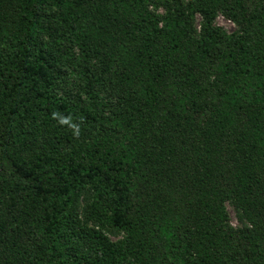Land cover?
Segmentation results:
<instances>
[{
    "label": "trees",
    "instance_id": "1",
    "mask_svg": "<svg viewBox=\"0 0 264 264\" xmlns=\"http://www.w3.org/2000/svg\"><path fill=\"white\" fill-rule=\"evenodd\" d=\"M127 262L264 264V0H0V264Z\"/></svg>",
    "mask_w": 264,
    "mask_h": 264
},
{
    "label": "rangeland",
    "instance_id": "2",
    "mask_svg": "<svg viewBox=\"0 0 264 264\" xmlns=\"http://www.w3.org/2000/svg\"><path fill=\"white\" fill-rule=\"evenodd\" d=\"M166 1L170 6L176 5V4H181L182 6H184L188 0H166ZM150 7L158 13L164 12V7L161 1H159L157 5H154V6L151 5ZM40 9L45 15L49 17V19L53 20L54 24L59 23L54 18V14L56 13L55 8L45 5V6H42ZM191 20H192V26H193V33L197 34L200 29V23H201L200 16L197 14L193 15L191 16ZM214 25L220 26L227 33H232V34L239 33L235 25L221 14H219L215 18ZM90 67L92 68V70L97 72V62L96 61H91ZM98 90L102 95H104L105 97H108V90L105 87H100L98 88ZM56 92L57 94L65 95V92H66L65 86L62 83H59L56 89ZM91 201H92V190L89 188H86L81 194L79 200L77 201L75 205V208H76L75 214H76V217L81 222V224L87 228H95V229L101 230L111 241H114V242L121 241L125 237V234L122 230L113 226L108 221L107 219L108 215H105L103 217L102 216L100 217L91 216L90 210H89ZM224 204H225V208L229 215L230 223L234 227H241L245 222L239 216V213H238V210L236 208V204L234 203V201L231 198L227 197L224 200ZM88 250H89V243H86L83 246V251L88 252ZM127 264H131V263L127 262Z\"/></svg>",
    "mask_w": 264,
    "mask_h": 264
}]
</instances>
